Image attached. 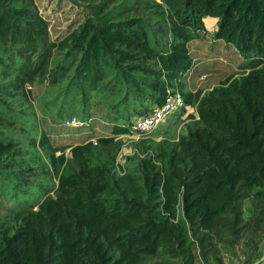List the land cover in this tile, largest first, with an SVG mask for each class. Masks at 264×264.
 <instances>
[{
  "label": "trees",
  "instance_id": "1",
  "mask_svg": "<svg viewBox=\"0 0 264 264\" xmlns=\"http://www.w3.org/2000/svg\"><path fill=\"white\" fill-rule=\"evenodd\" d=\"M89 10L53 40L35 0H0V198L15 203L0 212V264H193L195 243L251 241L264 226V0H96ZM207 17L243 73L191 92L184 79ZM27 84L45 85L39 103L54 123H91L99 107L112 134L57 146ZM178 90L198 117L177 141L138 140L120 164L118 137ZM263 257L255 246L245 264Z\"/></svg>",
  "mask_w": 264,
  "mask_h": 264
},
{
  "label": "rangeland",
  "instance_id": "2",
  "mask_svg": "<svg viewBox=\"0 0 264 264\" xmlns=\"http://www.w3.org/2000/svg\"><path fill=\"white\" fill-rule=\"evenodd\" d=\"M94 1L96 0H35V4L40 14L49 22L51 38L53 40H61L67 36L70 30L84 22L90 14L89 4ZM155 1L161 3V0ZM207 24H209L208 21ZM215 27L216 25L214 24L213 30ZM208 33L210 34V32ZM209 34H204L200 40L192 44V50L196 58L194 62L196 68L194 67L195 70L188 73L184 79L186 88L192 91L209 92L213 87L220 85L228 76L243 73L239 66L242 59L235 48L233 46L225 47L226 44L224 42H220L218 45V43H215L214 35L211 36L212 34ZM26 90L30 96L29 101L39 111L42 128L50 135L57 146L70 147L77 143L85 142L88 138H93L91 140L96 142L99 137L110 136L112 134V126L106 110L96 107L91 123H88L83 128H72L66 126L63 122L54 123L50 116L43 114V105L41 107L39 101L42 93L45 91V85L31 86L27 84ZM187 107V110L185 109L181 113L170 116L152 134L139 135L129 133L120 135L118 140L123 144L118 157L120 164H124L127 157L134 155L136 152L134 143L142 138L161 141L167 137L173 141H177L180 133L184 131L189 122L184 123L182 117L187 112H189L188 120L190 115L198 117L195 107ZM181 124L183 125L181 130H179ZM162 132H164V135L161 134ZM161 137L163 138L160 139ZM56 155L60 156V152H57ZM66 155L68 157L71 156L70 149L66 150ZM44 198L42 197L41 200ZM13 206H15L13 201H2L0 198L1 213ZM36 209L37 207L34 208V210ZM255 234L251 241H248V237L246 236L237 246L232 248L230 243L233 237L222 233V235L213 237L211 241H207L204 248L199 243H195L189 255L192 256L193 264H221L220 260L223 264H245L255 246L260 251H264V226H258ZM161 261L162 258L152 259L149 261V264H160ZM186 262V256L180 255L178 258L170 259L167 264H186ZM256 264H264V258Z\"/></svg>",
  "mask_w": 264,
  "mask_h": 264
},
{
  "label": "built area",
  "instance_id": "3",
  "mask_svg": "<svg viewBox=\"0 0 264 264\" xmlns=\"http://www.w3.org/2000/svg\"><path fill=\"white\" fill-rule=\"evenodd\" d=\"M188 107L179 92L168 91L164 103L156 107L145 117L135 119L131 126L132 134L149 135L154 133L170 116L181 113ZM65 125L72 128H83L87 124L75 117L68 119ZM96 143V142H95Z\"/></svg>",
  "mask_w": 264,
  "mask_h": 264
},
{
  "label": "crops",
  "instance_id": "4",
  "mask_svg": "<svg viewBox=\"0 0 264 264\" xmlns=\"http://www.w3.org/2000/svg\"><path fill=\"white\" fill-rule=\"evenodd\" d=\"M207 21H208V23L209 24H207ZM204 23H205V26H206V33L207 34H209L208 32H210V34H212L211 36H213V34L216 32V30H217V24H218V19H216V18H211V17H207L206 19H204ZM216 25V27H215V29L213 30V25ZM210 27V28H209ZM209 34V35H210ZM215 40V39H214ZM218 42V41H217ZM199 48V47H198ZM197 48V49H198ZM191 55H193V57L195 58V55H194V53H193V50L191 49ZM196 61V59H194V62ZM196 65H194V67H195ZM196 68V67H195ZM195 68H193L191 71H194L195 70ZM190 71V72H191ZM189 72V73H190ZM204 76V75H203ZM187 90H189V91H191V92H196L197 90H194V91H192V90H190L189 88H187ZM188 115H189V112H187L186 114H185V116H183L182 117V119L184 120V123H187L189 120H188ZM187 119V120H186ZM182 125L183 124H181V126H180V129L179 130H181V128H182ZM164 132H162L161 134L162 135H164L163 134ZM166 133V132H165ZM163 137H166V136H163ZM163 137H161L160 139H162ZM264 258V257H263Z\"/></svg>",
  "mask_w": 264,
  "mask_h": 264
}]
</instances>
